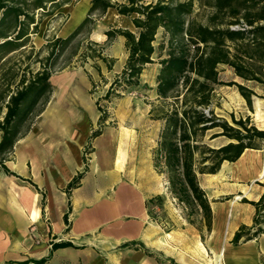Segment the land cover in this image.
I'll return each mask as SVG.
<instances>
[{
    "label": "crops",
    "instance_id": "crops-1",
    "mask_svg": "<svg viewBox=\"0 0 264 264\" xmlns=\"http://www.w3.org/2000/svg\"><path fill=\"white\" fill-rule=\"evenodd\" d=\"M90 5L91 0H77L56 36L70 34ZM112 27L136 30L131 16L110 7L94 24L92 38L106 42L105 31ZM103 54L113 60L111 69L101 62L87 72L66 69L51 74L50 99L4 162L18 176L0 168V264H216L219 250L222 264H264V233L230 242L241 225L253 223L255 206L242 198L257 201L264 192V142L246 148L235 161H224L219 168L228 165L223 175L219 170L201 174L229 180L223 202L200 182L213 212L209 246L201 242L203 230L163 229L148 212L154 189L135 180L123 165V134L104 128L90 139L101 114L91 87L101 82L98 95L104 96L107 83L124 68V36L116 35ZM86 146L89 163L84 159ZM245 152L244 161L236 165ZM80 173L76 186L68 189Z\"/></svg>",
    "mask_w": 264,
    "mask_h": 264
},
{
    "label": "trees",
    "instance_id": "trees-1",
    "mask_svg": "<svg viewBox=\"0 0 264 264\" xmlns=\"http://www.w3.org/2000/svg\"><path fill=\"white\" fill-rule=\"evenodd\" d=\"M66 1L0 0V60L3 52L23 47L30 32L37 31V9H45L49 4L53 7L47 13L50 14ZM197 2L209 8L204 22L191 17ZM110 7L131 16L136 31L120 27L105 31L108 43L116 35L124 36L128 55L104 98L108 99L119 87L138 85L144 66L153 62L154 52L165 50L158 61L156 103L149 109L151 118L163 121L152 153L153 166L158 173L165 174L168 192L186 211L188 221L193 223L192 216L200 215L209 232L213 212L199 175L216 173L224 161H235L246 148H258L264 142V128L256 126L249 115H230L228 121L213 108L215 86L224 84L219 77L221 66L230 67L235 76L264 89V0H91L86 16L70 34L47 40L48 53L39 68H28L14 89L7 88L9 93L3 101L5 110L0 119V168L6 174L16 175L4 162L12 155L14 143L30 130L50 99V76L55 71L52 65L56 57L84 29L89 33ZM159 28H163L165 39L156 48ZM90 50L88 56L106 60L100 50ZM112 62L111 59L107 63L108 69ZM227 84L236 85L251 109L255 91L237 81ZM4 96L1 91L0 99L4 100ZM97 106L101 125L105 115L99 102ZM100 132V127L92 130L90 139ZM218 137L224 138V142L212 145L210 142ZM80 177L81 173L74 177L68 189L75 187ZM242 201L252 203L255 214L251 226L241 225L235 231L230 240L233 244L264 233V192L257 201L244 197ZM67 217L65 213L66 223Z\"/></svg>",
    "mask_w": 264,
    "mask_h": 264
},
{
    "label": "rangeland",
    "instance_id": "rangeland-1",
    "mask_svg": "<svg viewBox=\"0 0 264 264\" xmlns=\"http://www.w3.org/2000/svg\"><path fill=\"white\" fill-rule=\"evenodd\" d=\"M62 2V0H58ZM118 2H127L128 0H116ZM149 1V0H145ZM203 0H201L202 2ZM77 0H68L64 6L60 5L59 10H54L49 13L53 7L49 4L45 9H37L35 11V20L39 21L37 31L30 32L25 45L9 53L3 52V57L0 60V92H4V100L0 99V119L4 115V102L7 100V94L10 90L14 89L21 75L27 72V69L36 70L41 64V60L47 55L48 49L45 47L48 39L56 37L58 30L61 28L69 17V11ZM209 8L200 6L196 3L191 13V17L204 22L205 15ZM99 19V18H98ZM97 19V20H98ZM73 20H76L73 19ZM96 20V21H97ZM96 21L94 24H96ZM92 25V29L94 28ZM32 27V26H31ZM30 27V31L32 28ZM92 29L88 33L84 29L74 40L70 41L56 57L52 68L54 73H58L66 69H76L80 71H88L93 67L97 68L98 63L110 62V59L105 57V61L101 58H92L87 55L90 53V48L100 50L101 55L104 56V49L108 46V40L104 43L96 42L92 37ZM136 31V30H135ZM165 39L163 34H158L155 38L154 45L157 48L158 44ZM112 41V40H111ZM91 42L98 43V45L91 44ZM165 54V50L159 53L158 50L152 55L153 62L144 66L140 77L139 84L136 86H128L118 88V90L110 95L108 99L104 96L98 95L101 82H98L99 87L95 83L92 84L91 93L94 100H98L105 115L102 124L99 122L97 125L91 127V132L100 127L101 130L109 128V130L123 134L126 138L122 154V161L124 167L133 175L135 180L148 186V189H154L155 193L147 200V207L150 217L160 224L165 230L173 232L175 229H186V227H194L197 231L203 230L201 236L202 244L207 247L211 244L208 232L203 226L200 215H193V223H190L187 218L186 211L183 207L171 197L167 189L166 176L163 173H158L153 166L152 153L156 146L159 131L162 127L163 121L153 119L150 116L149 109L152 104L156 103L155 85H156V71L160 68L158 63L160 56ZM113 64V62H112ZM112 68V66H111ZM120 74V73H119ZM220 79L224 84L215 86V100L213 108L215 113L219 116L231 120L230 115L238 117L250 116L251 121L259 128H264V89L259 85L250 81H244L235 76L233 70L228 66H221ZM103 81V80H102ZM113 81V80H112ZM111 82L107 83L109 87ZM230 81L240 82L252 88L256 94L252 96V108L250 109L246 100L239 93L236 85H228ZM8 86V87H7ZM154 141V146L152 143ZM224 141V138L219 137L210 143L217 145ZM85 163H89L90 159V146L84 149ZM154 171L153 181L151 175ZM221 176V175H220ZM211 176L201 175L200 182L205 187L206 191L210 194L216 193V201L223 202L228 199V195L224 194L228 185V178L221 180H211ZM153 182V183H152ZM88 187V185H86ZM231 199L234 196L230 197ZM226 224V221H225ZM227 225V224H226ZM225 225V227H226ZM224 226V225H223ZM171 238L174 237L171 235ZM211 253H208V255Z\"/></svg>",
    "mask_w": 264,
    "mask_h": 264
},
{
    "label": "bare ground",
    "instance_id": "bare-ground-1",
    "mask_svg": "<svg viewBox=\"0 0 264 264\" xmlns=\"http://www.w3.org/2000/svg\"><path fill=\"white\" fill-rule=\"evenodd\" d=\"M67 91H68V90H67ZM246 156H247V153L245 152V153L242 155V157L240 158V160L236 163V165H240L241 162L244 161V159L246 158ZM94 159H95V158H94ZM234 165H235V164H234ZM226 168H228V165H227V164H223V166L221 167V169L218 171L219 175H223V174H222V173H223V170H225ZM262 174H264V173H262ZM214 259H215V258H214ZM221 260H222V250H219V251L217 252V261H216V264H222Z\"/></svg>",
    "mask_w": 264,
    "mask_h": 264
},
{
    "label": "built area",
    "instance_id": "built-area-1",
    "mask_svg": "<svg viewBox=\"0 0 264 264\" xmlns=\"http://www.w3.org/2000/svg\"><path fill=\"white\" fill-rule=\"evenodd\" d=\"M117 90H115V92H116ZM100 107H101V105H100Z\"/></svg>",
    "mask_w": 264,
    "mask_h": 264
}]
</instances>
